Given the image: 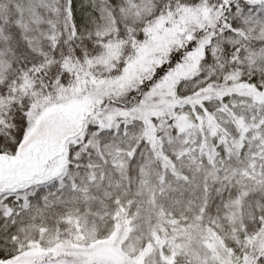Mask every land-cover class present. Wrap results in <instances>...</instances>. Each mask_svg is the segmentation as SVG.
I'll return each mask as SVG.
<instances>
[{"label": "snow or ice", "instance_id": "snow-or-ice-1", "mask_svg": "<svg viewBox=\"0 0 264 264\" xmlns=\"http://www.w3.org/2000/svg\"><path fill=\"white\" fill-rule=\"evenodd\" d=\"M0 264H264V0H0Z\"/></svg>", "mask_w": 264, "mask_h": 264}]
</instances>
